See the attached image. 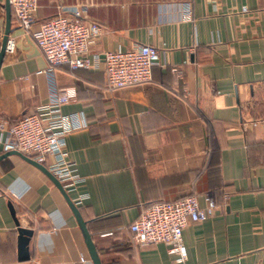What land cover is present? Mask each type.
Here are the masks:
<instances>
[{
    "label": "crops",
    "instance_id": "0c3cea01",
    "mask_svg": "<svg viewBox=\"0 0 264 264\" xmlns=\"http://www.w3.org/2000/svg\"><path fill=\"white\" fill-rule=\"evenodd\" d=\"M75 6L103 28L92 57L158 48L152 82L111 92L103 63L38 74L49 63L13 18L17 50L0 71V122L44 109L56 88L73 96L62 114H78L83 128L67 135L66 151L84 183L67 193L102 264H264V0H40L33 31ZM3 141L0 130V157ZM189 195L201 207L213 196L218 209L185 229L184 263L165 245L131 243L145 206ZM21 228L33 232L26 261ZM0 262L94 264L60 189L17 155L0 161Z\"/></svg>",
    "mask_w": 264,
    "mask_h": 264
},
{
    "label": "built area",
    "instance_id": "2783aa9c",
    "mask_svg": "<svg viewBox=\"0 0 264 264\" xmlns=\"http://www.w3.org/2000/svg\"><path fill=\"white\" fill-rule=\"evenodd\" d=\"M10 3L17 25L33 37L49 63V69L38 74L52 76L63 65H71L76 70L97 69L103 63L111 92L152 82L153 69L161 62V52L154 46L140 45L129 51L118 49L107 52L103 58L100 55L92 57V49L102 37L103 28L88 19L87 6L61 7L56 17L33 31L40 0H10ZM186 8L185 18H188L191 7L187 5ZM16 50L17 40L10 36L6 54L13 55ZM172 71L182 75L178 68ZM72 97L67 90L56 88L50 93L44 109L25 115L14 123L8 120L0 122L4 153L18 152L44 165L67 192L84 183L76 174L66 151L67 135L83 128L78 114H62V107ZM227 198L228 195H225ZM217 209L218 203L213 196H209L205 207H201L196 195L173 202L149 204L129 228L131 243L140 249L165 245L177 262L184 263L188 258L185 229L191 223L209 220Z\"/></svg>",
    "mask_w": 264,
    "mask_h": 264
},
{
    "label": "water",
    "instance_id": "95a60500",
    "mask_svg": "<svg viewBox=\"0 0 264 264\" xmlns=\"http://www.w3.org/2000/svg\"><path fill=\"white\" fill-rule=\"evenodd\" d=\"M5 10H6V30H5V36L3 38V42H2V49L0 52V71L1 68L4 64L5 58H6V47H7V43L9 40V37L12 34V19H13V14H12V7H11V3L10 0H6L5 3ZM12 155H17L22 157L24 160H26L28 163L36 166L37 168H39L40 170H42L45 174H47V176L50 177V179L54 182V184L60 189V191L62 192V194L64 195V197L66 198L70 208L72 209V211L74 212L84 234L86 237V243L88 245V248L90 250L92 259L94 261V264H102L100 257H99V253L98 250L94 244V241L92 239V236L90 234V231L88 229L87 223L84 221V219L82 218V215L80 213L79 208L77 207V205L73 202V200L71 199V197L68 195L67 191L64 189L63 185L61 184V182L55 178L50 172L49 170L42 164L37 163L36 161H34L33 159L24 156L21 153L18 152H10V153H6L4 156L0 157V161L4 158H7L9 156ZM13 210V208H12ZM13 214H15L14 210H13ZM18 223V222H17ZM20 254H21V260L26 261L29 260L30 258V253H29V244H30V239L33 236V232L31 230H27V229H20Z\"/></svg>",
    "mask_w": 264,
    "mask_h": 264
}]
</instances>
